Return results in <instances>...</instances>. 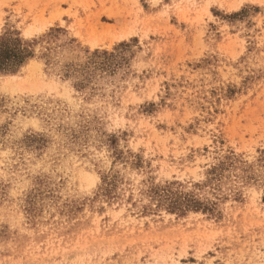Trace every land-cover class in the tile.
<instances>
[{
	"label": "rangeland",
	"instance_id": "1",
	"mask_svg": "<svg viewBox=\"0 0 264 264\" xmlns=\"http://www.w3.org/2000/svg\"><path fill=\"white\" fill-rule=\"evenodd\" d=\"M39 1L0 0L35 41L0 74V264H264V0ZM227 158L218 216L144 212Z\"/></svg>",
	"mask_w": 264,
	"mask_h": 264
},
{
	"label": "trees",
	"instance_id": "2",
	"mask_svg": "<svg viewBox=\"0 0 264 264\" xmlns=\"http://www.w3.org/2000/svg\"><path fill=\"white\" fill-rule=\"evenodd\" d=\"M35 41H24L18 32L5 33L0 37V74H16L28 60L34 57L33 46ZM121 47H128V44H121ZM98 52L95 53L97 55ZM106 54V53H105ZM84 85V82L81 83ZM234 165V159L227 158L226 162L209 172V178L202 185H196L198 190L186 191L182 184L168 183L165 185L152 184L145 190L143 195L149 201L143 207L145 213L165 209L167 212L185 216L189 212H202L210 216H218L219 205L227 199V194L222 192L221 181L225 173ZM227 167V168H226ZM120 183L119 176L105 175L99 187V194L106 200L119 199L118 192ZM209 188L214 197L213 200L199 193L202 188ZM155 207V208H154Z\"/></svg>",
	"mask_w": 264,
	"mask_h": 264
},
{
	"label": "bare ground",
	"instance_id": "3",
	"mask_svg": "<svg viewBox=\"0 0 264 264\" xmlns=\"http://www.w3.org/2000/svg\"><path fill=\"white\" fill-rule=\"evenodd\" d=\"M60 1H61V0H60ZM62 1H63V0H62ZM40 3H41V6H39L38 8H36V7H35V8H31V9H30V12H36V11H37V12H45V9L48 8V6H50V2H49L48 0H46V1H43V0H42V1H39L38 4H40ZM40 7L43 8L41 11H39V8H40ZM51 12H52V11H51ZM110 16H111V15H110ZM108 17H109V16H108ZM109 18H113V17H109ZM116 18H117V17H116ZM119 19H120V16H119ZM119 19H118V20H119ZM114 20H115V19H114ZM118 22H119V21H118ZM129 23H130V22H129ZM120 25H121V24H120ZM41 27H42V26H41ZM116 27H117V26H116ZM122 27H124V26H120L119 28H122ZM102 28H103V30H104V31H103L104 33H106V32L108 33L110 30H111V31H112V30H117V28H114V27L112 28V27L107 26V25H103ZM133 30H134V29H133ZM118 31H119V30H118ZM103 32H102V33H103ZM126 32H127V31H126ZM107 33H106V34H107ZM117 33H118V32H117ZM108 35H109V33H108ZM112 35H113V34H112ZM125 35H126V34H123V35H121V36H125ZM93 37H94V36H93ZM103 37H104V36H103ZM90 38H92V37L90 36Z\"/></svg>",
	"mask_w": 264,
	"mask_h": 264
}]
</instances>
